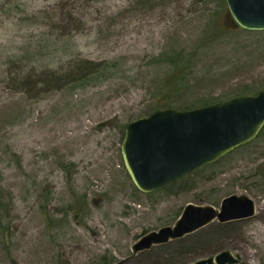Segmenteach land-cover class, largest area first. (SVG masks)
Returning <instances> with one entry per match:
<instances>
[{
	"label": "rangeland",
	"instance_id": "1",
	"mask_svg": "<svg viewBox=\"0 0 264 264\" xmlns=\"http://www.w3.org/2000/svg\"><path fill=\"white\" fill-rule=\"evenodd\" d=\"M178 64L186 88L164 105L257 93L264 30L232 27L226 0H0V264H189L224 249L264 264V128L152 192L128 173L126 125L160 107ZM231 194L255 214L134 251L188 203Z\"/></svg>",
	"mask_w": 264,
	"mask_h": 264
},
{
	"label": "water",
	"instance_id": "2",
	"mask_svg": "<svg viewBox=\"0 0 264 264\" xmlns=\"http://www.w3.org/2000/svg\"><path fill=\"white\" fill-rule=\"evenodd\" d=\"M226 3L232 26L264 30V0ZM263 127L264 89L200 107H163L133 119L126 125L121 151L135 185L144 192H152L252 141ZM255 212L256 202L248 195H228L220 207L188 203L175 224L143 235L133 249L138 252L184 237L216 219H246ZM240 260V254L224 249L189 264H237Z\"/></svg>",
	"mask_w": 264,
	"mask_h": 264
},
{
	"label": "trees",
	"instance_id": "3",
	"mask_svg": "<svg viewBox=\"0 0 264 264\" xmlns=\"http://www.w3.org/2000/svg\"><path fill=\"white\" fill-rule=\"evenodd\" d=\"M232 27H235V26H232ZM112 65H116V64H112L111 62H108L107 64H105L104 69H109L112 67ZM187 67L188 66L184 64H178L174 66L169 72L168 76L164 80H162V82L158 86V96L159 98L161 97V99H159L158 102L157 101L155 102L156 104L157 103L160 104L159 108L172 107L171 105H166V104L164 105L163 103L172 102L175 95L185 90L186 82H185V78H183V74L185 73ZM90 73L91 72H88V74ZM159 108H155L154 110H157Z\"/></svg>",
	"mask_w": 264,
	"mask_h": 264
}]
</instances>
